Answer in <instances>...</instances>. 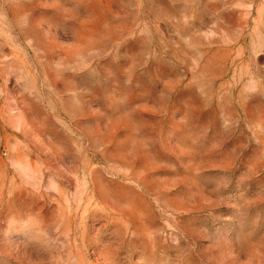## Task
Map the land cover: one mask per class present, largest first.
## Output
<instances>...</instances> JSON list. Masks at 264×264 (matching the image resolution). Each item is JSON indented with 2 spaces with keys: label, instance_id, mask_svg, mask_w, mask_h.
<instances>
[{
  "label": "rangeland",
  "instance_id": "rangeland-1",
  "mask_svg": "<svg viewBox=\"0 0 264 264\" xmlns=\"http://www.w3.org/2000/svg\"><path fill=\"white\" fill-rule=\"evenodd\" d=\"M0 264H264V0H0Z\"/></svg>",
  "mask_w": 264,
  "mask_h": 264
}]
</instances>
